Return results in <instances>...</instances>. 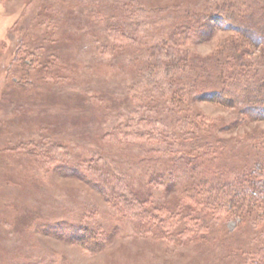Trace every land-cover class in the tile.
<instances>
[{
    "label": "rangeland",
    "instance_id": "rangeland-1",
    "mask_svg": "<svg viewBox=\"0 0 264 264\" xmlns=\"http://www.w3.org/2000/svg\"><path fill=\"white\" fill-rule=\"evenodd\" d=\"M224 3L0 0V264H264V119L218 101L264 0Z\"/></svg>",
    "mask_w": 264,
    "mask_h": 264
},
{
    "label": "trees",
    "instance_id": "trees-1",
    "mask_svg": "<svg viewBox=\"0 0 264 264\" xmlns=\"http://www.w3.org/2000/svg\"><path fill=\"white\" fill-rule=\"evenodd\" d=\"M224 1H225L224 4H226L229 0H224ZM231 13L233 14L235 19L241 22V26L235 24L232 25H234L239 31H244L245 34L249 35L250 40H253L252 43L257 45V42L260 43L261 41H264L263 40L264 31L261 29V27L264 25L263 13H261L258 17L249 14L245 15L243 10H241L240 5L236 7L234 4ZM242 15L244 17H242ZM257 18H258V23H257L258 25H255V23H253V19H257ZM220 78L225 83L222 86V89H224L223 91H225L226 94H228L230 97L227 98V96H223L222 98L219 96L220 98L218 101L222 102L223 104L227 102L228 104H232V105L239 102L244 106L245 111H247V113L250 114V116L259 120L264 119V82L261 83L260 81L254 80L244 84L243 82L240 81V76L239 77L235 76L231 78L233 80L227 79L226 77L224 79L222 78V76H220ZM234 79L237 80L234 82V84H231V82H233ZM263 166L256 167L252 171L251 173L252 177L249 179L247 178L248 180L247 179L245 180L246 181L245 185H243L245 187L243 189H240L242 191L241 193L238 194L237 192H235L233 196L235 201H231V204H233L232 206L236 207L237 212L243 209L242 207L245 206L244 204L248 202H249L248 208L245 209L247 211H249L250 208L264 207V177H263L264 167ZM256 174L258 175V177H256ZM247 211H245V214Z\"/></svg>",
    "mask_w": 264,
    "mask_h": 264
}]
</instances>
